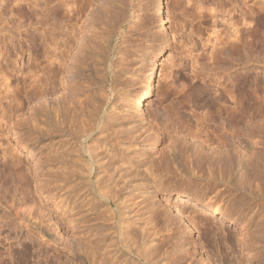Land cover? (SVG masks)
Returning a JSON list of instances; mask_svg holds the SVG:
<instances>
[{
  "label": "rangeland",
  "instance_id": "rangeland-1",
  "mask_svg": "<svg viewBox=\"0 0 264 264\" xmlns=\"http://www.w3.org/2000/svg\"><path fill=\"white\" fill-rule=\"evenodd\" d=\"M108 1L115 4L117 10L111 4V6L107 4ZM94 4H97L94 8L100 7V12L96 10L94 13L95 9L92 8V17L97 14L95 16L99 20H95L97 24L102 19V22L97 26L95 24L93 29L99 30H95L98 35L94 31L91 32L92 27L87 28L86 25L88 35L85 45L87 43L88 47L84 46L85 51L81 50L83 54L74 49L73 51H78V54L76 52V56L73 52V56L77 59L84 58L81 59L82 62L79 60L81 65L85 64L83 60H88L86 64L89 61L98 60V71L94 73L87 65H84L85 75L77 77L75 80L77 83L71 82L69 86L73 83V89H81H78L79 91L76 89L78 92L74 89L75 93L83 98V95L89 94L91 103L94 101L97 105L106 98V104L104 102L100 104L104 106L100 107L103 116L100 122L105 118V123L107 114L112 111L114 114L124 115L122 119L125 121L122 120V125L116 128L120 130L123 128L122 131L129 129V132L125 131L121 134L123 137L119 138L112 136L111 142L115 146L118 144L117 147L120 146L119 148L126 153L136 151L133 155L137 156L144 152V147L147 149L153 141L157 142V150L162 152L173 140H176L175 145L180 149L178 153L180 152L181 160L186 164L184 169H188L185 172L192 173L187 174L186 177L171 175L164 177L163 184L154 192L134 190L128 196L127 203H124L125 199L122 198L125 191L123 195L121 194L122 197L120 196L117 203H123V207L120 206L116 213L119 215L118 219L120 216L125 219L122 222L123 226L130 225L128 232L126 231L128 235L124 238L125 241L135 251L134 254L140 250L148 252V260L151 264H264V177L262 181L259 177L257 178L260 168L248 163L251 161L249 155L254 150H261L264 153V110L262 113L255 114L248 112V123L244 127L246 135L243 137L246 140L240 144L232 117L234 100L230 98L229 102L225 103L217 98L221 93L234 92L238 77L245 80L248 90L252 92L255 86L254 79L257 77L259 102H262L264 108V14L261 27L263 47L259 56L261 60L258 59L259 57L257 60H236L235 56L232 57L233 59L226 57L225 60L220 58L218 60L213 53L217 45L215 36L226 37L228 33L233 36L232 32L234 30L235 33L237 27L232 25V21L235 20L237 23L240 22L238 27L245 28L251 25V17L240 0H165L167 31H163L160 27V20L155 13V0H95ZM108 10L113 15H108ZM100 14L101 16H98ZM87 20L89 22V19ZM25 27H28L30 31L34 29L33 26ZM5 28L7 31L9 26ZM8 33H6L5 41L9 38L11 40L12 33L9 30ZM13 33L18 36L17 32ZM93 36L98 38L94 41ZM2 40L0 36V43H3ZM10 40L6 41L7 49L15 55V60H0V72L7 71V76L9 75L7 81L11 83L12 89L13 87L24 89L25 85H28L26 88L31 92L32 89L29 86L31 79L25 80L24 77H27L29 71L34 72L37 67V60L32 58L34 52L30 51L25 41L22 42L24 51H21L20 45L15 50ZM92 46L98 52L95 48L92 49ZM161 47L163 50L158 58L157 77L151 82L152 89L145 103V115L137 117L133 108L127 106L128 95L130 94L131 97L134 90L144 86L145 78H141L143 76L141 74L145 70V64L148 65L149 59L151 60ZM120 62L124 66H119ZM126 65L129 66L125 67ZM120 67H129L133 74L130 72L120 74L124 72ZM118 72L120 75H117ZM40 74H44L42 70ZM63 74L64 72L59 73L60 76L57 75V79H54L52 94L47 97L41 108L46 110L52 108L50 100L52 95L56 97L58 93H62L59 98L64 100L62 89L68 83L64 84ZM122 77L124 80H120ZM1 78L2 76L0 82L3 83L4 78ZM114 83L124 87L127 96H118V91L114 90L116 86H113ZM1 86L0 113L3 114V118L0 116V209H3H1L2 213L9 212L7 221L2 222L4 228L0 236V250L6 262L4 264H12L11 254L16 247L21 252V264H98L93 257V255L96 257V250L112 253L119 250L120 240L116 238L114 228L116 213L106 204L97 209L85 204L87 202L83 199L84 191H80L81 193L77 195L74 192V194L71 191L73 188L69 190L67 186H62L63 179L56 178L54 173L50 174L47 168L38 174L35 172L34 161L35 152H38L39 134L30 118L39 99L35 97L30 101L26 99L24 106L19 107L18 104L16 106L17 102H12L11 98H5L4 87ZM96 91L100 93V96H97L99 93L97 94ZM67 96L70 99V96ZM209 105L211 107H208ZM70 106L65 115L66 119L63 117L64 127L62 124V127L54 126L55 133L58 131L57 134L53 129L51 130L55 134L56 141L64 137L68 139L69 135L71 138L76 135L78 129L83 128L80 123L77 125L78 122H75V127L74 121L70 120L75 113L76 105L72 103ZM225 107H228L229 114ZM1 108L7 111L3 113ZM210 108L214 111L211 113L213 120L208 122L204 117L207 116ZM91 109L94 110L95 107ZM6 113L7 115H4ZM110 117L114 119L115 116L112 114ZM111 118L108 121H112ZM72 128L76 130L72 131ZM206 129L214 130L218 134L224 133L229 138L227 148L231 156L227 162L236 171L233 172V178L227 184H219L215 178L206 176L209 171L207 169L210 167L213 169V163L219 164L223 161L219 156L222 148L216 140V134L213 132L214 138L207 141ZM108 133L111 131L104 132L102 135L106 136ZM50 137L45 131L41 139L43 161H45L48 143L52 138ZM256 141L258 145L255 144ZM90 143L89 139L85 141V144ZM203 149L207 151L205 155L201 153ZM242 162H246L244 167L248 174L245 181L241 180L242 182L236 185L234 181L237 180V169L239 170L242 166ZM188 164L193 168L195 166L194 172H191ZM233 169L231 170L234 171ZM261 170L264 174V166ZM215 176L218 178L217 175ZM178 195H186L196 200L199 207L180 203L177 200ZM12 200L20 206L19 217L11 216L9 205L14 203ZM201 207L216 209L217 212L208 214L203 212ZM105 209L108 212H105ZM164 210L174 217L170 218L162 214ZM109 216H111L110 219ZM11 219L15 224L18 221L16 226L19 245L15 243L14 227H12L14 224ZM187 225L191 226L193 236L188 237ZM140 236L144 238L143 243H140ZM86 242L90 243L89 246L87 245L89 249L83 247ZM133 257L135 261L139 260L136 255Z\"/></svg>",
  "mask_w": 264,
  "mask_h": 264
},
{
  "label": "bare ground",
  "instance_id": "bare-ground-1",
  "mask_svg": "<svg viewBox=\"0 0 264 264\" xmlns=\"http://www.w3.org/2000/svg\"><path fill=\"white\" fill-rule=\"evenodd\" d=\"M1 1L2 0H0V36L1 38H3L2 40L3 43H0L1 45L0 60H10V61L15 60L14 59L15 55H12L10 52H8V49H7L8 42L6 41L10 40L8 35L7 36L9 39L8 40L6 39L5 41L6 33L9 34L8 30L9 32L12 33L10 34L11 36L10 41H11L12 47L14 44L13 48H15L16 50L18 49L17 46L20 45V47L22 48L21 51H24L23 43L24 41L27 42V45L29 46L30 51L34 52V55L32 54V58L34 60H37L36 68L38 69L35 68L34 72L29 71V73L27 74V77H24L25 80L31 79L29 82V86L32 89L31 92L27 90L26 88L28 87V85H25L24 89L23 87L22 88L13 87L12 89L11 83L7 81L9 78V75L7 76L8 74L7 71L4 70L5 73H1L3 70L0 72L1 73L0 75L2 76L1 79L4 78L3 79L4 82L3 83L0 82L1 83L0 85L4 87L3 95L7 99L11 98L12 102L14 101L17 102L15 104L16 106L20 105L19 107H21V105H23V103L26 102L27 100L30 101L31 98L34 100L33 97L37 98V100L39 99V101H37V104L34 107L35 109L34 113L31 114V118H30L34 122L36 129H38L37 131L39 134V140H37L38 141L37 145H39L37 146L38 152H35L36 157L34 161V170L35 172H37V174L40 172H43L44 169L47 168L50 171V174L54 173V175L56 174L55 175L56 178L59 177L61 178V180L63 179L64 185L62 186H67L68 189L73 188L71 191L73 193L75 192L76 195L79 194L80 191H84L83 199L84 201L86 200L87 202L85 204H89L90 206H93L96 209L97 207H100L106 204V206L112 208V210H114L115 213L117 212L120 206L123 207L122 206L123 203L119 204L117 203V200L122 197L124 191H125V195H123L122 198L125 199V201L123 200L125 203L128 200V196L131 193H133L134 190H142L141 192L147 191L149 193V192H154L155 190L159 189V187H161V184H163L162 182H163L164 177H167L169 175L173 177H179V176L186 177L187 174L188 175L192 174V173L185 172L187 169V168L184 169L186 164H184L185 162L181 160V156L179 155L180 152L178 153V150L180 149H178V147L175 145L176 140H173V142H171L169 146L164 148L162 152L157 150L156 148L157 142L153 141L149 144L148 148L146 147L147 149H145L144 147V150H143L144 152L142 153L138 152L139 154H137V156H134L136 151H133L134 153L133 152L126 153L125 151H123V149L119 148L120 146L117 147L118 144L115 146L111 142L112 136H115L116 138L123 137L121 134H123L125 131L129 132V129L125 128L126 130L122 131L124 130L123 128L121 130L119 128H116L118 125L120 126L122 125V120H124L122 119V115H123L122 113L121 115L120 113L119 114L117 113L118 114L117 115L116 113L114 114L113 111L111 113H108L107 111L108 114H111V115L113 114L115 116L114 119L110 117L111 115L107 114L106 116L107 121L104 123L105 121L104 120L105 118H104L102 122H100L101 117H103L101 108L104 107L103 105L100 106V104L103 102L105 103V100H106L105 89L104 91L102 90L103 92H105L104 93L105 99H103L104 101H101L102 100L101 98L102 96H101L100 97L101 103L99 102V105H97V103H95L94 101L93 102L96 105H94L93 102L91 103L92 100L89 94L83 95L84 96L83 98L80 94H77L74 92V89H75V88L73 89L74 81L77 80L76 78L80 77V75H85L84 65H87V67L90 70H92V72L94 73L98 71L97 70L98 60H95V61L93 60L91 62L89 61L88 64H86L88 60H85V61L83 60L85 64L81 65V63H79V60L82 62L81 59L83 57L81 59H77L76 57L78 54V51L84 50V46L87 45V43L85 45V41H86L85 39L87 38V35H88L87 30H86V25H87V28L89 26L92 27L91 28L92 31L90 29L89 31L95 32V30L97 29L96 28L95 30H93L95 27V24L97 26L100 22H102V19L98 24L97 22H95V20L99 21L97 20V18H95L97 14L96 15L93 14L94 17H92V13H91L92 8L93 10L95 9L94 13H96V10H99L100 8V7L94 8V6L97 5V4H94L95 0H3L5 4L4 2L2 3ZM240 1L244 5L246 12H248L251 17V21H250L251 25L249 27L245 26V28L238 27L240 22L237 23L235 20L234 22L232 21V25L237 26L235 33H234V30L232 32L234 34L233 36L229 33L227 35L226 32H225L227 35L226 37H221L220 35L215 36V38L217 37V41H216L217 45L215 46V50L213 53L215 54L214 57H216V59L218 60L219 58L220 60H225L224 58L226 57H231V59H233L232 58L233 56H235L234 59L236 60H245V59L246 60H257V58L261 54V49L263 47V37H262L261 27L263 25L262 15L264 14V1L263 0H240ZM108 2L109 3L107 4L110 5L111 4L110 1ZM111 2L113 3L114 1H111ZM111 5L112 7L115 8L114 6L115 4H111ZM155 6H156L155 13L157 14V17L160 20V27L163 31H167L168 24H167V18L165 16V11H166L165 0H155ZM109 7L107 9H109ZM114 13L117 14L116 12ZM111 14L113 15V13L109 12L108 15H111ZM98 16H101V14ZM111 17L112 16H110L109 18ZM87 19H89V22ZM86 20L88 24L86 23ZM110 20H114V19H110ZM109 23H112V22H109ZM6 25L9 26L7 31L5 28L7 27ZM27 25L30 28L31 26H33L34 27V29L32 27L33 31H30L28 27H25ZM13 32H17L18 36L14 35ZM97 38L94 37V41ZM91 41H92V38H91ZM96 42L98 44V41ZM88 45H89V42H88ZM93 46H92V49L95 48V47L93 48ZM74 49L78 50L76 51L77 54L76 52H74L75 51ZM162 50H163V47H161L160 50L156 51V53L153 55V58L151 60L149 59L148 65L145 64L146 65L145 70L141 74L143 75L141 76V78L142 77L145 78L144 80L145 83H143L144 86H142L138 90H134V92L132 91L133 93L131 97H130V94L128 95L129 97L127 98L128 100L127 106L130 108H133L134 113L137 115V117L145 115V103L147 101V97L151 94V89H152L151 82L155 80V78L157 77L158 58H159V55L162 53ZM95 51H97V49ZM73 52L76 54L75 56L76 58L73 56ZM94 52H89V53L93 54ZM83 53L84 52H82V54ZM87 53L85 52V54ZM89 53L87 55H90ZM82 54L81 55L79 54V55L83 56ZM71 57H72V60H71ZM85 57L87 56L85 55ZM214 57L213 59H215ZM92 58H93V55H92ZM258 59H260V57ZM7 63H8L7 65H9V62ZM130 63H132V61ZM121 65L122 63L119 64V66ZM110 66L111 65L109 64V69H110ZM119 66L117 65V69H119L118 68ZM127 66L129 65H126L125 67ZM40 70H42V73L44 74H40ZM121 70L124 71L123 73H120L122 75H124V73L128 74L131 71L129 67L128 68L123 67L121 68ZM117 71L118 70H116V72ZM135 71H132V72H135ZM61 72H64V74L62 75L63 82L65 81L64 84L66 85V82L68 83L66 87L62 89V92L64 93V95H62L64 98L62 99L64 100H60L61 98H59V95L62 93H58L59 95L56 97H53L52 95L51 96L52 98L50 97V100L52 101L51 102L52 108H50V110L41 108L43 103L47 100V97L50 94H52L51 92L53 90V85H55L54 79ZM119 72L117 75H120ZM130 74H133V73L130 72ZM123 78L124 77L120 78V80ZM256 78L257 77H255L254 79L255 86L252 92L248 90L249 89L248 84L245 83V80L242 77H238V80L236 81V89L234 90V92L227 91L229 93H226V94L221 93L219 97H217L220 101L225 102V103L229 102L230 98L234 100L235 105H234V108L232 109V114H233L232 117L234 118V123L237 128L236 136H237V139H239L238 142L240 144H243V142L246 140L243 137L244 135H246L244 132V127L248 123V120H247L248 112L250 111L252 112V114H255L258 112L262 113V111L264 110L262 106L263 105L262 102H259L258 84H257ZM71 82H73L71 84L72 86H69ZM60 83L63 84L62 82ZM75 83L77 82L75 81ZM115 83L113 86L116 85ZM117 83L119 84V82ZM120 83H122V81ZM118 84L114 87V90L116 89L118 91L117 93H119L117 95L127 96L126 90H124L125 88L119 86ZM76 89L78 90L79 88H76ZM103 92L101 93L103 94ZM98 93L99 92H97V94ZM66 94L70 96V99L67 98L68 96ZM91 95H94V94L91 93ZM97 96H100V93ZM107 98L109 99V97ZM125 99H124V102H126ZM94 100L96 101V99ZM119 101L120 100H118V102ZM72 103H75L76 110H75V113L71 116L72 118H70V120H72V122L74 121L73 122L74 126L78 122L77 125L80 123L84 129L83 128L81 130L78 129L76 135L71 138H69V136H71L69 135L68 139H65L67 137H64V139H60L56 141L54 140V136L55 134L58 133V131H56L57 133H55L53 127L54 126L57 127L58 125L61 126L62 123L63 124L65 123L63 117H65V115L67 114L66 112H68V109L71 108L70 104ZM12 106L13 105H11V107ZM91 107H95L94 109L95 111L92 110ZM208 107H211V106L209 105ZM228 107H225L226 108L225 110H227L226 112L229 114V110L227 109ZM21 109L22 108H20V110ZM3 111L6 112L7 110L2 109V112ZM208 111L209 112L207 116L204 118L205 120L209 122L213 120V114L211 113H213L214 111L212 110V108H210ZM4 115H7V113ZM0 116L2 117L3 114L1 115L0 113ZM109 117L111 118L112 121H108V119H110ZM124 125L126 124L124 123ZM61 127H58V128H61ZM127 128H131V127H127ZM52 129L55 134H53V131L51 132ZM73 130H76V129L72 128V131ZM45 131H47L48 135H50L52 138L50 137L51 139H50V142L48 143V149L46 151L45 161H43L41 158V156H43V151H42L43 145L41 146L40 144L42 142L41 139ZM72 131L71 133L74 134ZM110 131L111 133H108L106 136L102 135V133L110 132ZM60 132L62 131L60 130ZM213 132L215 133L214 130L210 131L209 129H206L205 133L207 135V141L209 139L211 140L214 138ZM215 134H216V140L218 141V144H220V147L222 148L219 156L221 158V161L222 160L223 161L220 162L219 164H217L214 161L215 162L213 163L214 165L211 164L213 165V169L210 167L209 169H207L209 171L205 170V172L207 171V174H206L207 178L208 177L215 178L219 184H227L233 178V174H234L233 172L236 171V169L234 170L233 168H231L233 166L230 167L229 166L230 164L227 162L228 161L227 159H230V156H231L230 154L231 152L227 148L229 138L228 136H225L226 134L224 133L223 134L215 133ZM88 139H89V143L90 142L91 143L85 144V141H88ZM255 144L258 145V141H256ZM154 149L156 150L154 151ZM201 151H203L201 152L203 155H205V153L207 152L204 149ZM246 155L248 156V154ZM189 156L193 157L190 154ZM249 159L251 161H249L248 163H251L252 165H255L257 168H260V173L259 175H257V178L259 177L262 181L264 174L262 173L261 167L264 166V153L261 152V150L259 151L254 150L252 154L249 155ZM210 160L212 161V158ZM244 165H246V162L244 163L242 162V166H240L239 170L237 169V173H236L237 180L235 179L234 181V183L236 182V185H238V183H241L243 180L245 181L246 179L248 172L246 171ZM189 166H190L191 172H194L195 166L194 168L191 165ZM231 169H233L234 171H232ZM96 175L97 177H95ZM215 175H217L218 178H216ZM60 184H62V182ZM144 188H146L147 190ZM177 200H179L180 203L181 202L185 203V205H190V207L191 206L199 207L198 202L196 200L186 195H178ZM14 203L13 204L10 203L9 205L11 208L10 210L11 216L14 215L15 217H19L20 206H17L16 203L15 204ZM1 209H0V236L3 234V228H4L2 225V222L7 219L8 214H9V212L8 214L2 213L3 209L2 210ZM105 210H106L105 212H108L107 209ZM201 210L208 214L217 212L216 209H207L205 207H201ZM162 212H163L162 214H166L167 217H170V218L174 217L173 215L166 213L165 210ZM117 213H116V223L114 225V228L116 232V238L118 239V241L120 240L119 250L116 251L115 253H112L111 251H106V250H104L105 252L101 250H98V251L96 250V257L95 255L92 254L94 259L98 261V264H151L150 261L148 260V256H149L148 252L144 250L143 251L140 250V252L134 254L135 251L131 248L130 244H128L125 241L124 238L126 237V235H128L127 229L128 227H130V225L128 227L123 226L122 222L125 221V219L122 216H120V218L118 219L119 215ZM103 214L101 216H103ZM104 217L106 218V216ZM121 217L123 219H121ZM110 218L111 216H109V219ZM16 222L18 224V221ZM13 224H12L13 226L12 225L11 226L14 227V234H15L14 239L16 240L15 243L16 245L17 244L19 245L18 228L16 226L17 224H15V222H13ZM186 227L188 230V237L193 236L192 235L193 231L191 229V226L187 225ZM134 229H135V226H134ZM143 239L144 238L140 236V243H143L142 241ZM87 243L88 242H86L83 245V247L86 249H89L88 246L90 243L89 244ZM2 254L3 253H1V250H0V264L6 263L4 256ZM11 255H12V259H11L12 264L22 263V256H21V252H19L18 247L14 249V252ZM134 255L138 257L139 259L138 261H135L133 259Z\"/></svg>",
  "mask_w": 264,
  "mask_h": 264
}]
</instances>
